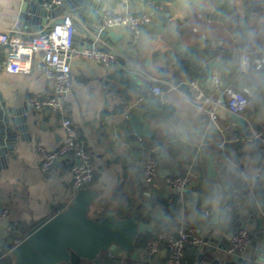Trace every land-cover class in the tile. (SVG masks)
<instances>
[{
	"label": "crops",
	"instance_id": "1",
	"mask_svg": "<svg viewBox=\"0 0 264 264\" xmlns=\"http://www.w3.org/2000/svg\"><path fill=\"white\" fill-rule=\"evenodd\" d=\"M117 1L119 11H141L146 6L144 0ZM111 2L105 9H112ZM164 6L139 38L126 27L112 28L121 38L108 45V50L116 54L110 66L90 58L73 60L72 90L65 106L93 157L95 176L89 186L98 196L91 204L90 216H100L112 208L118 218L124 219L137 211L155 231L142 235L146 242L160 225L172 230L189 226L206 239L211 220L218 217L224 223L253 196L254 179L264 160V138L254 135L264 121V66L256 69L253 63L246 67L242 64L245 52L264 55V0L258 5H254V0H174ZM40 8L32 0H0V32L31 36L66 13L63 10L54 16H43L38 13ZM83 28L86 29L85 24ZM87 37V33H81L76 44L87 45ZM212 40L223 41V46L213 47ZM94 41L101 46L107 44L101 39ZM212 59L222 62L221 70L209 65ZM4 60L2 51L0 101L14 108L26 107L28 124L25 138L18 134L14 151L6 153L9 158L0 170V208L10 209L0 225V264L5 256H10L13 264L10 249L15 234L10 227L30 234L71 204L77 190L72 185L71 159L59 160L44 171L37 150L38 145L54 150L66 140L60 112L30 108L26 103L32 95L46 97L51 82L35 72H8ZM193 81L204 93L201 100L196 97ZM155 85L161 86L164 94L151 92ZM105 86L117 96H108ZM228 86L250 91L243 115L246 125H238L230 118L225 93ZM217 102L219 118L209 126L204 108ZM134 111L150 123L154 137H141L134 132L127 120ZM217 143L223 145L217 147ZM216 148L221 151L215 157L219 175L210 177L207 160ZM254 148L257 153L262 151L261 160L252 154ZM149 157L160 161L159 176L152 183H147L142 173ZM164 161L170 163L167 176L160 173ZM177 174L190 175L186 190H178L167 182L168 176ZM236 177L244 178L249 190L237 189L235 205L225 212L224 186L235 183ZM259 188L264 190V178ZM246 228L252 232L255 221L249 219ZM146 242L139 245L143 247L141 264H167L166 248L162 246L150 255ZM196 248L186 247L183 264H196ZM239 256L249 264H264V249L254 239L252 246ZM98 257L100 262L80 258L79 264H113V257L106 250Z\"/></svg>",
	"mask_w": 264,
	"mask_h": 264
},
{
	"label": "water",
	"instance_id": "2",
	"mask_svg": "<svg viewBox=\"0 0 264 264\" xmlns=\"http://www.w3.org/2000/svg\"><path fill=\"white\" fill-rule=\"evenodd\" d=\"M32 1L41 6L38 13L43 16H54L63 10H66L64 14H71L77 26L75 40L81 33H87L90 43L95 39H101L107 43L103 47L109 49L108 45L121 38V35L116 34L112 28H100L101 13L111 0H65L58 9L43 7L42 0ZM259 3L260 0H254V5ZM119 5L117 0H112L111 7L114 11ZM29 11L34 10L30 8ZM61 19L62 16L53 19L48 28ZM84 24L86 29L83 28ZM221 63L212 59L209 65L221 70ZM240 85L244 86V83L241 82ZM248 87L251 89L250 85ZM230 118L238 125L247 124L246 118L239 114L232 113ZM127 120L137 135L146 138L155 136V130L139 111L132 112ZM27 129L26 107L14 108L0 101V170L9 158L6 153L14 151L18 134L25 138L24 132ZM216 145L219 147L220 143ZM217 153L216 148L208 156L210 177L219 175L215 160ZM161 167L160 173L169 175L170 163L164 161ZM262 178L264 160L254 179L253 196L246 200L244 207L233 217H226L224 223H220L218 217L210 221L212 226L205 239L209 244L195 246L198 254L196 264H249L246 258L228 250L234 233L242 227L246 228L249 219L256 223V228L250 231L254 243L264 249V190L259 188ZM97 194L88 184L79 187L71 204L57 212L11 249L13 264H70L74 255L87 260L98 259L100 262L101 258L98 256L104 250L113 257V264H141L140 254L143 247L139 246V241L143 234H154L153 227L140 218L137 211L124 219L118 218L112 208H107L100 216H90L91 204Z\"/></svg>",
	"mask_w": 264,
	"mask_h": 264
},
{
	"label": "built area",
	"instance_id": "3",
	"mask_svg": "<svg viewBox=\"0 0 264 264\" xmlns=\"http://www.w3.org/2000/svg\"><path fill=\"white\" fill-rule=\"evenodd\" d=\"M64 1L42 0V5L47 9H53L61 6ZM144 1L146 6L141 11L126 9L117 12L110 8L104 9L101 13L100 28L123 26L130 29L135 38H139L144 27L165 8L164 4H159L154 0ZM76 32L77 26L72 15L63 14L60 22L31 36H23L9 31L0 32V52L5 53L4 67L8 72L24 74L35 72L44 75L51 82L50 91L46 97L32 95L27 98L26 103L30 108H50L60 112L63 115L62 124L65 128L66 140L54 150H49L42 145H38L37 150L44 171H48L55 162L70 158L72 185L77 190L84 184H91L95 176V167L92 154L87 149L84 139L71 117L67 116L65 101L72 90V62L77 58H90L105 66H110L116 60V54L94 40L87 45H77ZM211 45L213 47L223 46V41L212 40ZM257 55V51L243 53V66L246 67L253 63L256 69L262 68L264 55ZM216 81L219 83L218 79ZM192 84L197 99L201 100L204 96L203 91L197 81H193ZM104 90L110 97L117 96V93L109 86H105ZM150 91L158 95L164 94L159 85L153 86ZM225 93L228 110L243 116L249 105V89L228 86ZM219 106L220 103L217 102L204 108L209 118V126L217 123ZM254 135L256 138H264V121L260 123L259 129ZM222 145L220 144V146ZM159 169V159L156 157L147 158L142 166L145 181L147 183L154 182L159 176ZM167 182L178 190H184L191 183V177L189 174L171 175L167 177ZM9 214V207L0 208V225ZM10 229L15 234L12 249L28 234L21 232L16 226L10 227ZM204 244H206L205 238L197 234L193 228L181 225L177 230L169 228L159 230L146 242L145 249L150 255H153L164 246L167 250V264H183L185 249L188 245L202 246ZM252 244L253 237L250 231L242 227L234 233L228 250L231 253L242 255Z\"/></svg>",
	"mask_w": 264,
	"mask_h": 264
},
{
	"label": "trees",
	"instance_id": "4",
	"mask_svg": "<svg viewBox=\"0 0 264 264\" xmlns=\"http://www.w3.org/2000/svg\"><path fill=\"white\" fill-rule=\"evenodd\" d=\"M154 1H156L159 4L168 5L169 3L173 2L174 0H154ZM154 145L156 146V144H154ZM154 145H151V146L154 147ZM220 152L221 151L218 150L217 154H219ZM252 152H253L252 154H254V156H255V158H257V160H261L262 151H259L257 153V149L254 148L252 150ZM237 189H238V191H248L249 190V185L244 178L236 177L235 183L231 184V183L227 182L225 184V186H224V199H223V210L225 212H227L230 207H233L235 205V202L237 200V197H236L237 196V194H236ZM260 190H262V189H260ZM164 228H166V227L160 225L158 227V231L161 229H164ZM145 242H146V239L141 238V240L139 241V245H144ZM79 263H80V258H78L77 256L74 255L72 258V264H79ZM2 264H12L11 257L5 256L2 259Z\"/></svg>",
	"mask_w": 264,
	"mask_h": 264
}]
</instances>
